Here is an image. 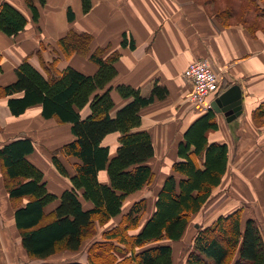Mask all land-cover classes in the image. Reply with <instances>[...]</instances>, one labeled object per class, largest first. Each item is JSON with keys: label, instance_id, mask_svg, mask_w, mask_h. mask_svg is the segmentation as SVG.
<instances>
[{"label": "crops", "instance_id": "obj_1", "mask_svg": "<svg viewBox=\"0 0 264 264\" xmlns=\"http://www.w3.org/2000/svg\"><path fill=\"white\" fill-rule=\"evenodd\" d=\"M253 1L259 9L251 19L257 23L254 28L239 19L249 0H91L88 12H84L82 0H47L44 6L39 0H34L40 13L38 21L33 20V13L25 0H0V6L3 2L12 5L28 21L25 30L15 37L0 30V151L20 139L31 142L33 149L26 159L43 172L47 189L57 196L56 201L45 208L47 212L53 211L60 203L62 193L73 187L71 177L81 163L62 151L64 145L74 140L71 124L61 123L56 118H44L39 104L28 107L19 116L13 115L4 89L17 80L16 70L25 60L45 75V66L48 67L58 57L57 69L73 67L86 76H94L99 68L90 60V55L96 51L103 52L104 60L117 54L113 63L117 74L104 89L99 90L100 93L110 90L115 105L112 117L133 100V97H123L118 91L119 86H129L138 90L142 97L149 98L157 83L167 90V94L161 99L155 97L139 112L142 121L139 130L149 132L155 150L149 165L153 172L159 171L156 194L155 190L151 192L153 196L144 193L147 184L126 197L121 213L105 223L97 237H91L90 245L104 240V233L117 227L123 215L135 203L144 200L146 205L140 215L139 226L129 233L136 235L142 230L155 212L158 194L167 177L181 178L173 170V165L183 160L178 148L185 142V133L209 111L215 114L218 123V129L208 134L209 143L226 144L228 147V164L223 180L233 172L234 178L244 180L239 187H246L244 194L251 199L258 186L264 191V117L258 121L254 118L264 103V0ZM229 4L239 13L232 17L226 14L219 16L218 11L225 13ZM69 11L73 15L71 20ZM69 31L92 36L87 56H65L58 43ZM198 59L211 62L219 76L221 92L233 85L241 88L242 113L234 120L228 121L212 107L206 109L190 101L192 86L183 74L190 62ZM214 99L212 97L208 101L211 103ZM79 113L81 119H85L91 113L90 105L87 104ZM122 135L117 131L103 139L102 144L109 148V159L117 154ZM42 141L46 142L45 152L37 149ZM257 148L263 149L259 163L248 159ZM53 156L61 162L68 176L57 169ZM5 178V167L0 157V264H36L21 244L14 218L16 208L12 206L5 188ZM249 179L247 185L246 180ZM98 180L102 184H110L106 169L99 171ZM78 193L83 209H92L94 203L84 199L81 190ZM27 201L24 200V205ZM249 218L256 219L255 216H243V226ZM189 226L179 241L187 239ZM174 243L164 240L160 244L170 245L174 256ZM89 246L84 250L81 247L77 252L61 251L38 261L61 264L74 260L90 264L87 258Z\"/></svg>", "mask_w": 264, "mask_h": 264}, {"label": "trees", "instance_id": "obj_2", "mask_svg": "<svg viewBox=\"0 0 264 264\" xmlns=\"http://www.w3.org/2000/svg\"><path fill=\"white\" fill-rule=\"evenodd\" d=\"M25 2L33 13V20L38 21L40 13L34 0ZM39 2L44 6L47 0ZM82 2L84 12H88L91 0ZM232 9L229 4L225 13L218 11L219 16L232 17L239 13ZM257 9L255 2L249 0L239 19L254 28L257 23L251 19ZM72 17L69 11V20ZM27 23L18 9L6 2L1 4V31L15 37L25 30ZM91 41L90 34L69 31L58 44L69 58L73 54L87 56ZM102 54V51H96L90 55V60L99 68L94 76H86L73 67L57 69L58 57L45 66V75L25 60L16 70L17 80L4 89L13 115L19 116L28 107L39 104L44 118L70 123L74 140L64 145L62 151L81 161L71 177L73 187L62 193L60 203L53 211L47 212L45 208L55 202L57 196L47 189L43 172L26 159L33 149L31 142L20 139L1 149L5 188L16 208L14 218L21 244L31 259L45 260L61 251H80L84 241L93 234L95 222L105 224L119 215L126 197L143 189L154 176L149 160L155 150L149 132L139 130L142 123L139 112L155 97L164 98L167 90L156 83L151 96L144 98L136 89L119 86L121 95L133 97V100L112 117L115 105L110 90L103 93L99 90L116 76L113 63L117 54L105 60ZM87 104L91 113L81 119L79 111ZM261 117H264V103L254 114L256 121ZM217 129L212 111L190 127L185 133V142L178 148L183 160L173 165L181 178L167 177L158 194L155 212L139 233L131 235L129 231L139 226L146 205L144 200L135 203L117 227L105 232L104 240L91 244L87 250L90 264L173 263L172 247L160 243L164 240L177 242L183 237L193 216L201 211L213 190L221 184L227 169V145L208 141L209 132ZM117 131L123 134L120 146L117 154L109 159V148L102 141ZM53 162L63 175L68 176L56 156H53ZM102 169L108 172L109 185L98 180ZM79 190L84 199L94 203L92 209H83ZM25 199L28 201L24 205ZM242 217V210L237 209L200 229L192 239L193 246L185 264H264L261 226L254 218L247 219L243 226ZM137 248L142 249L136 251ZM61 264L81 263L71 260Z\"/></svg>", "mask_w": 264, "mask_h": 264}, {"label": "rangeland", "instance_id": "obj_3", "mask_svg": "<svg viewBox=\"0 0 264 264\" xmlns=\"http://www.w3.org/2000/svg\"><path fill=\"white\" fill-rule=\"evenodd\" d=\"M57 127H59L58 124ZM62 129L64 128L62 127ZM46 148V142H43L39 144V147L37 149L39 150V152H45ZM255 150V153L253 155H250L248 159L256 160V163H259V159L263 158V154L261 153L263 149L260 150V148H257ZM46 156L50 158V155H48V153H46ZM250 165L251 162L248 163V167ZM158 178L159 171L155 170L151 182L144 189L145 194L153 196L151 195V192H153L157 188V185L159 184ZM243 181L244 180L234 178V173L230 172V174L226 176L223 180V184L213 191V194L207 204L201 209V211L197 215L193 217L187 232V239L174 243L173 264H185L187 254L191 248V241L200 229L204 228L208 224H213L219 216L230 214L237 209L242 210V216H244V218H247L248 216H255L261 226V231L264 237V191L261 190V188H259L258 186L257 192L254 193L253 199H251L250 197L244 194V192H246L245 189L247 188L244 186L242 188L239 187L240 183ZM246 181L248 185L250 179ZM155 194L156 190L154 191V195ZM103 226L104 224H99L98 222L95 223L93 234L89 235L88 238L84 241L85 243L82 249L90 245L92 241L91 237H97V235L103 231ZM35 261L36 264H45L43 263V261ZM123 264L130 263L126 262Z\"/></svg>", "mask_w": 264, "mask_h": 264}, {"label": "built area", "instance_id": "obj_4", "mask_svg": "<svg viewBox=\"0 0 264 264\" xmlns=\"http://www.w3.org/2000/svg\"><path fill=\"white\" fill-rule=\"evenodd\" d=\"M183 75L192 86V92L189 95L190 101L202 105L206 109H211L208 99L216 97L221 90L219 76L214 71L211 62L207 59L194 60L187 66Z\"/></svg>", "mask_w": 264, "mask_h": 264}, {"label": "water", "instance_id": "obj_5", "mask_svg": "<svg viewBox=\"0 0 264 264\" xmlns=\"http://www.w3.org/2000/svg\"><path fill=\"white\" fill-rule=\"evenodd\" d=\"M212 109L222 113L228 121H232L242 113V92L238 85L229 87L224 92L217 94L211 102Z\"/></svg>", "mask_w": 264, "mask_h": 264}]
</instances>
